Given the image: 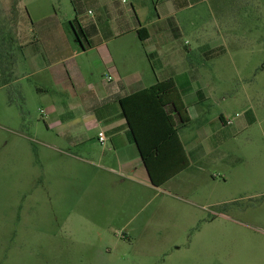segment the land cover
I'll return each mask as SVG.
<instances>
[{"label":"rangeland","instance_id":"1","mask_svg":"<svg viewBox=\"0 0 264 264\" xmlns=\"http://www.w3.org/2000/svg\"><path fill=\"white\" fill-rule=\"evenodd\" d=\"M127 1L143 20L174 10ZM184 2L177 43L209 99L206 122L181 132L187 144L203 127L210 137L203 157L152 189L48 147L40 102L28 112L18 83L2 86L20 27L32 36L30 16L72 14L74 2L0 0V264H264V0ZM221 114L233 122L218 130Z\"/></svg>","mask_w":264,"mask_h":264},{"label":"crops","instance_id":"2","mask_svg":"<svg viewBox=\"0 0 264 264\" xmlns=\"http://www.w3.org/2000/svg\"><path fill=\"white\" fill-rule=\"evenodd\" d=\"M117 1L123 4L117 5ZM72 2L75 13L55 9L30 16L32 36L26 27H20L14 37L17 42L7 46L3 54L6 77L2 86L18 83L28 112V105L34 100L40 102L50 140L44 143L48 147L80 159L88 167L117 175L124 183L156 188L121 100L171 78L176 90L173 103L168 105L173 125L183 128L201 119L199 99L207 100L209 94L201 86L200 68L177 43L181 30L173 15L186 3L166 0L174 5L172 12L170 8L158 12V18L147 14L143 20L131 1L130 5L127 0ZM16 21L17 26L27 24L23 16H17ZM173 24L177 31H173ZM27 91H33L32 97ZM221 115L218 130L229 125L227 117ZM247 123L241 122L240 129ZM181 128L179 136L189 160L203 157L206 153L202 142L210 137L209 131L203 127L202 137L187 144ZM100 132L106 137L104 141L100 140Z\"/></svg>","mask_w":264,"mask_h":264},{"label":"trees","instance_id":"3","mask_svg":"<svg viewBox=\"0 0 264 264\" xmlns=\"http://www.w3.org/2000/svg\"><path fill=\"white\" fill-rule=\"evenodd\" d=\"M175 93V83L170 78L121 100L123 113L155 186L164 185L190 165L179 136L182 126H174L169 118L168 105L173 103Z\"/></svg>","mask_w":264,"mask_h":264},{"label":"built area","instance_id":"4","mask_svg":"<svg viewBox=\"0 0 264 264\" xmlns=\"http://www.w3.org/2000/svg\"><path fill=\"white\" fill-rule=\"evenodd\" d=\"M112 77L111 76H109L108 77V79H111ZM226 122H227V124H231L232 122H233V120L232 119H226ZM105 135H104V133L103 132H100V140L101 141H104L105 140Z\"/></svg>","mask_w":264,"mask_h":264}]
</instances>
